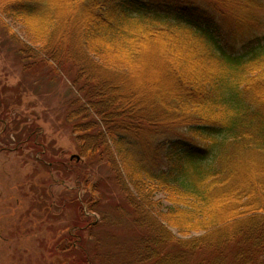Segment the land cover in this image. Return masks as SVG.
Listing matches in <instances>:
<instances>
[{"label": "trees", "instance_id": "obj_1", "mask_svg": "<svg viewBox=\"0 0 264 264\" xmlns=\"http://www.w3.org/2000/svg\"><path fill=\"white\" fill-rule=\"evenodd\" d=\"M262 4L0 0L47 45L75 39L80 155L113 169L142 229L103 264H264V31L247 12ZM149 56L167 67L163 85L134 86ZM146 187L172 194L164 210Z\"/></svg>", "mask_w": 264, "mask_h": 264}, {"label": "rangeland", "instance_id": "obj_2", "mask_svg": "<svg viewBox=\"0 0 264 264\" xmlns=\"http://www.w3.org/2000/svg\"><path fill=\"white\" fill-rule=\"evenodd\" d=\"M262 5L247 8L256 33L264 31ZM64 36L47 45L22 21L0 14V264H87L90 258L103 264L111 254L129 252L142 231L113 169L80 155L74 126L81 118L74 114L77 88L71 83L76 42ZM145 58L134 86H162L167 67L159 56ZM141 195L158 201L156 214L172 194L146 187Z\"/></svg>", "mask_w": 264, "mask_h": 264}, {"label": "water", "instance_id": "obj_3", "mask_svg": "<svg viewBox=\"0 0 264 264\" xmlns=\"http://www.w3.org/2000/svg\"><path fill=\"white\" fill-rule=\"evenodd\" d=\"M78 158V157H77Z\"/></svg>", "mask_w": 264, "mask_h": 264}]
</instances>
